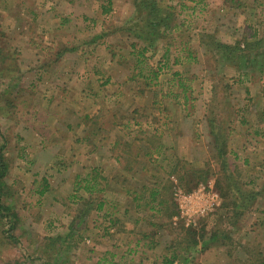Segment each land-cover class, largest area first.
Returning a JSON list of instances; mask_svg holds the SVG:
<instances>
[{
    "label": "rangeland",
    "instance_id": "374dc122",
    "mask_svg": "<svg viewBox=\"0 0 264 264\" xmlns=\"http://www.w3.org/2000/svg\"><path fill=\"white\" fill-rule=\"evenodd\" d=\"M10 1L12 5L2 7L1 3L4 1L0 0V17L7 16L6 13L9 10L7 8H10V13L12 14L5 21L8 32L0 40V47L5 51L7 59L4 63L0 62V70L5 64L11 70L8 72L9 76L0 79L1 90L4 87V81L7 83L9 78L12 79V77L16 78L17 76L19 78L17 82L15 81L17 83L16 90L19 92L29 88L33 77H35V72H29L25 75H21V73L26 68L35 69L37 65L43 62L45 57H48L49 49H45L46 51H43V49L51 41H53L55 52H61L65 48H78L77 51L75 50V54L71 53L72 55L69 54L68 57L63 56L64 58H61L56 63V66L47 64L50 73L43 75L44 78L37 88L30 89L35 95L30 93L29 90L20 91V95L13 100V105L8 109L9 116H0V131L5 134L9 142L7 153L11 168L7 183L11 186L14 194L7 201L19 213L17 226L23 248L26 251H35L32 254L35 260H28L25 264H53L51 261H54L55 257L58 258V263L60 264H164V256L167 255L169 257L171 254L170 241L177 238V232L167 234L166 231H163V236L161 237L152 236L147 231V226L144 222L141 223L142 228L140 226L135 227L132 222H125L126 232L121 231L120 224L106 230L110 225L109 220L114 215L121 218V215L115 212V203L118 202L125 205L129 201L127 196L120 191L112 196L116 202L111 199L113 201L111 202L112 204H107L103 212L98 213L96 210H92L87 215L85 218L86 225L83 230L75 234V237L79 240L82 235H85V238L79 243L74 244L75 238L69 239L66 242L67 244H63H66V248H62L56 255L55 252L58 248L51 247V244L47 243L49 241H45L44 238L67 234L69 221L76 215L80 206V204H76L71 199L74 177L77 172L82 171L83 166L96 164L100 161L96 157L97 155L88 153L90 149L88 145L78 142L82 137L83 116L86 113L92 117L99 116L97 118H101L106 129L114 121L122 122L124 120L122 117L124 118L126 114H131L135 108L137 111L133 115L141 118L147 116L148 120H152L155 126H159L160 123L171 117V120L178 121L174 128V131L178 133V137H166V141L169 142L167 145H173V141H176L178 154L184 161L189 162L191 156L197 153L194 156L199 158L196 164V166H199L198 168L206 170L209 167L212 170L220 169V162L214 159L216 151L214 152V149H212L211 137L207 126L208 122L203 118L208 113L209 106L212 107L213 105L212 87H214V83L218 84L220 90V102L218 104L224 99L227 102L226 106H229V108L224 106V108L229 109V111L226 109L229 112L225 116L226 125L229 124L233 111L238 109H243L245 117L248 119V125L242 127L244 131L240 130L231 139L228 155L230 169L233 171L236 169L241 170L240 178L238 177V179H241L240 182L245 183V188L260 190L261 195L256 202L257 206H254L250 212L247 210L240 216L236 225H230L231 221H227L224 224V228L230 232L235 242H232L233 244L231 245L228 244L226 247L223 246L222 240L211 242L203 252L199 253L198 259L193 264H244L245 254L242 252V247L252 244L254 238L260 239L261 242L264 241L263 234L262 236L256 235V231L260 233V227H263L261 225V222H263L261 220L262 214L259 210H264V190L261 189V185L264 182V136L254 137L253 134L257 127H264V66L255 64L254 73L256 78L249 81L247 76L241 75L245 69L240 67L239 69L241 70L239 72L236 66L230 63L224 64L222 60L218 61V57H212L211 53L205 54V49L200 44L198 33L204 32L203 29L209 26L211 23H209V19L212 16L214 24L207 30L213 32L218 24V27L222 30L219 38L225 42L233 40L232 31H229L231 28L228 24L232 27L234 25L242 27L238 31L237 37L239 39H242L243 35H250L253 32L246 28V25L250 27L258 26L260 28L259 34L261 35L264 33V0H256L259 2L256 16L251 13L253 0H246L241 8H234L229 13L227 12L228 9L222 11L219 8L222 5V0H211V6L214 10L210 8L206 12L198 10L199 8L193 11V5L188 0H160L162 7L167 8L172 5L176 7L179 14L182 13L179 17L181 20L185 19V26H182L181 29L183 36L176 38V46L171 47L169 56H164L163 43H158L156 47L150 48L146 54L149 59L141 66L142 74L140 77H136L138 79L136 83L128 80L132 73V62H122V65L115 64L112 65L111 69H107L104 65L108 75H114L116 80L124 85L121 90L122 93L118 91L117 94V89L114 86H100V82L91 80L92 77L90 78L89 73L88 77L82 78L80 76L92 66L91 64L95 63V58L98 55L103 54L104 50H99L100 45H98L97 50L89 54L96 41L100 42V40H95L92 45H86L81 42L88 41L87 38L91 32L89 30L83 31L77 26V22H72L68 30L58 28L60 23L58 21L59 15L71 14L72 12L75 14L82 12L86 14L94 13L95 5L84 3L82 0H75L76 10V8H69L64 4V7L55 8L58 0ZM59 1L62 2V0ZM115 1V14L112 17L107 16V20L113 24V29L114 26H121L133 14L131 0ZM79 2H83L84 5H80ZM181 2L186 6L185 9H181ZM53 7L55 10L52 9ZM17 10H20L22 14L21 16L19 15L23 20V28L21 26V29L14 28L16 21L15 11ZM210 10L215 11V14L209 15ZM112 26L108 27L111 29ZM46 29L49 32L45 33L44 30ZM78 29H81V32L76 34ZM94 31L100 32L101 26H96ZM104 38L107 41H114L117 48L119 44L127 45V42L131 40L128 34L122 31H116ZM185 43L191 50L199 53H197V61L187 63L183 68L180 64H176L175 60L176 58L180 59L182 54L187 55L186 53H181L180 50L181 47L185 46ZM37 45L38 47H36ZM39 47L43 53L40 52L37 55L40 51ZM84 53H86L85 57L83 56ZM76 54L79 57L82 55V59H79ZM151 67H163L158 78L159 85L154 89L155 92L146 91V93L139 94L137 91L139 88H143L144 79L150 75ZM259 68L262 73L258 72ZM181 70L187 73L186 80L182 81L183 87L180 86L181 82L178 79L172 80L173 77L171 75L172 72ZM1 71L4 73L3 69ZM167 80H171V83L164 84ZM166 92L170 93L169 97L164 96ZM185 94H188L191 99L195 98V101L192 103V101L188 100V104H185L183 99ZM50 97H53L52 103H48L46 100V98L49 99ZM251 98L252 100L249 101ZM115 114L117 117L115 116L114 118ZM154 117H157V120H153ZM142 122V125L147 123L146 120H142ZM68 125H72L74 128L68 130ZM40 133H44L49 140L45 143L46 146L40 144ZM17 137H23L22 141L17 142ZM99 137L101 138L98 143L102 142V146L106 142L109 143L111 141L110 138L106 137L105 132L100 134ZM146 140L132 144V151L139 152L138 164L141 166L146 163V159L143 156L144 151L149 146ZM151 140L152 142L156 141L154 137ZM258 141H261V143ZM29 145L32 148L28 156L25 155L27 159L19 158V146L25 147ZM193 146H196V148H193ZM108 156L113 155L106 154L101 161L106 160L107 158L105 157ZM56 157L57 159L55 160ZM61 158H64L66 163H71L72 161L74 163L72 164L73 166L65 168L63 172L59 173L55 169H57V162ZM32 159L34 163L30 165L28 161ZM248 160L249 164L246 163ZM52 166L56 168L50 169ZM112 168L109 167L111 175L113 177L118 175L119 180L122 181V173L118 169ZM36 172L40 173L37 176L38 179L46 173L50 175L49 182L53 190L46 193L43 197H39V194L34 190V186H32V182L36 177L33 174ZM145 178L146 174H143L133 179L134 186H142ZM173 178V200L177 205L176 188L180 187L185 192L191 191L185 190L176 177ZM211 180L215 181L216 184V176H211L207 181H203L200 184ZM40 184L39 182L36 189L39 188ZM200 184L193 189H196ZM109 195L112 194L110 193ZM220 201L222 202L221 197ZM219 206L213 212L201 218L196 227L200 228L203 223L206 230L209 231L213 226L212 224H214L212 221L213 216L218 213ZM176 216H179V209ZM176 216L172 220L174 226L195 228L185 226L184 221L181 219L175 220ZM128 230L130 231L129 233ZM146 233L150 237L145 239ZM1 235L0 264H5L9 259L21 258L23 252L20 253V250L13 244H7L6 238ZM155 239L162 242V250L150 248L149 245ZM227 248H232L230 256L227 255Z\"/></svg>",
    "mask_w": 264,
    "mask_h": 264
},
{
    "label": "trees",
    "instance_id": "16d2710c",
    "mask_svg": "<svg viewBox=\"0 0 264 264\" xmlns=\"http://www.w3.org/2000/svg\"><path fill=\"white\" fill-rule=\"evenodd\" d=\"M3 1L4 2L1 3L2 7H5L6 5L9 7L12 5L10 0ZM82 1L84 3L95 5L96 9L94 13L86 14L85 12H82L80 14H75L72 12L71 14L67 13L65 15H59L58 21L60 23L58 28L68 30L69 25H71L72 22H77V26L83 29V31L89 30L91 32L87 38L88 41L81 42H84L86 45H92V43H95V40H100V42L96 41L92 51H89V54L97 50L98 45H100L99 50H104L103 54L98 55V57L95 58V63L91 64L92 66L89 69H86L83 75L80 74V76L85 78L86 76L88 77L89 73L90 78L92 77L91 80L100 82V86H114L117 89L116 94L118 91L122 90L124 85L123 83H119L114 75H108V71L104 69V65L107 69H111L112 65H122V62L126 61L132 62V73L128 80L132 83H136L138 80L136 77H140L142 74L141 66L149 59L146 55L149 52V49L156 47L158 43H163L165 51L164 56H169L171 53V47L176 46V38L183 36L181 29L182 26H185V19L181 20L179 17L182 13L179 14L176 7L172 5L167 8L162 7L160 0H131L130 2L133 6V14L121 26H114V29L112 26L113 24L107 20V16L112 17L115 14V0ZM188 1L193 5V11L198 8V10L202 12L209 11L210 8L211 10H214L211 6V0ZM245 1L246 0H222V5L219 8L222 11L228 9L227 12L229 13L230 11L232 12L234 8H241ZM75 2V0H65L64 2L63 0L62 2L58 0L55 4V8H59L64 4L69 8H76L77 10ZM83 2H79V4L84 5ZM257 5H259V2L253 0V6L251 7V13L253 16H256ZM180 7L181 9L186 8L182 2ZM7 9H9L6 13L8 17H0V40L5 37V33L8 32L6 30L5 21L12 15L10 13V8ZM52 9L55 10L54 7ZM211 10L209 15L215 14V11ZM15 13L16 21L14 28L21 29V26L23 28V20L20 17L22 15L21 11L17 10ZM213 20L214 19L211 16L209 19V23L211 22L209 26L203 29L204 32L201 31L198 33V38L200 40V44L205 49V54L211 53L212 57H218L217 60H222L224 64L230 63L238 69L240 67L245 69L241 75L247 76L249 81H252L256 78V74L254 73L255 64L264 66V33L261 35L259 34L260 28L258 26L255 27L254 25L253 27H250L246 25V28H249L253 32L250 33V35L245 34L242 39H239L237 37L238 31H240V28L242 27H238L237 25L232 27L228 24L231 28L229 31H232L231 36L233 37V40L231 42H225L223 39L219 38L222 30L218 27V24L213 32H209L207 30L212 26V24H214ZM99 25L101 26V31H94L96 26ZM108 26H112V28L110 29ZM81 29H78V33L76 32V34H79ZM116 31H122L123 33L128 34L131 40L127 42V45L118 43L119 46L117 48L114 41L105 40L104 37H107ZM44 32L47 33L49 30L47 31L46 29ZM36 47H38V45ZM47 48L49 49V54L48 57L43 59V62L37 65L35 69L30 67L22 71L21 75H25L26 73L33 71L35 72V77H33L29 88L23 90H29L30 93H33L30 89L37 88L41 80L44 78L43 75L50 73L47 68V64H53V66H56V63L61 58H64L65 56L68 57L71 53L75 54L78 50V48H65L61 52H55L53 48V41H51L49 45H46L43 51H46L45 49ZM180 50L181 53H186L187 55L182 54L180 59L176 58L175 63L180 64L183 68L187 63L198 60L197 53L199 52L191 50L190 47L186 46V43L185 46L180 48ZM40 52L43 53L40 49L37 55H39ZM77 56L79 59H82L83 56H86V53H84L83 56ZM39 60L42 61L40 58ZM6 61V53L2 47H0V62L4 63ZM2 69L4 73H2ZM1 70L0 79L5 76H9L8 72L11 71L6 64L1 67ZM162 70L163 67H151L149 72L150 75L144 79L145 82L143 83V88H139L137 92L139 94L146 93V91L155 92L154 89L159 85L158 78ZM240 70L241 69H239V72ZM258 72L262 73L260 68L258 69ZM186 74L187 73L184 70L174 71L171 74L173 77L172 80L178 79V81L181 82L180 86L183 87L184 84L182 81L186 80ZM18 78L19 76L16 78L12 77V79L9 78L7 83L4 81V87L2 90L0 87L1 117L9 116L8 109H10L11 105H13V100L20 95V91H23L20 90L18 92L16 90L17 83H15V81L17 82ZM170 83L171 80L164 82V84ZM212 92L213 105L212 107L209 106L208 113L203 118H205L208 122L207 126L211 137L212 149H214V152L216 151V153H214V159L220 162L221 167L217 170H212L211 167H207V170L198 168L199 166H196V164L198 163L199 158L198 156H194L197 155V153L191 156L189 162L184 161L178 154L176 141H173V145H167L169 142L166 141V137L170 136V138H176L178 135V133L174 131L178 121L171 120V117H168V119L160 123L159 126H155L153 124L154 122L152 123V120H148L147 116L141 118L133 115L137 111L135 108L131 114L129 113L128 115L126 114L124 118L122 117V119H124L122 122L114 121L113 123H110V126L106 129L101 121V118H97L99 116L92 117L88 113L83 116L82 137L78 142L88 145L90 147L88 153L91 155H97L96 157L99 158L100 161L96 164L83 166L82 171L77 172L74 177L71 199L76 204H80V206L78 207L79 209H77L76 215L69 221L67 234L63 236L57 235L56 237L44 238L45 241H49L47 243H50L51 247L58 248L55 252L56 255L62 250V248H66L65 245L69 239L75 238L74 244H76L85 238V235H82L79 240L75 237V234L83 230L86 225L85 218L87 215H89L92 210H96L98 213L103 212L107 204H112L111 202L113 201H111V199L115 201V198L112 197L113 194L115 195L119 191L127 196L129 201L125 205L115 201V212L119 213L121 218L114 215L109 220L110 225L106 228V230L120 224L121 231L126 232L127 229L125 227V222H132L135 227L140 226L141 228V223L144 222L147 226V231H149L152 236L161 237L163 236V231H166L167 234L177 232V238L170 241L172 248L170 252L171 254L169 257L167 255L164 256V264H193L198 259L199 253L203 252L211 242L222 240L224 247L235 242L231 237L230 232L224 228V224L227 221H231L230 225H236L237 219L240 216L247 212V210L250 212L254 206H257L256 202L261 195V192L260 190L256 191L247 187L245 188V183H241V179H238V177L240 178L241 170L236 169L233 171L229 166L228 155L230 152L229 145L231 139L235 137L234 134L240 132V130L244 131L242 130V127L248 125V119L244 114L245 111L243 109L233 111L229 124L226 125L227 120H225V116L229 113V109H227L229 106H226L227 102H225L224 99L221 101V103L224 102L223 104H218L220 102V90L217 83H214ZM120 93H122V91ZM33 95L35 94L33 93ZM164 96L169 97L170 93L166 92ZM11 97H13V99H11ZM52 99L53 97H50L49 99L46 98L48 103H52ZM183 99L185 104H188V100L192 101V103L195 101V98L191 99L188 94H185ZM250 100H252V98L249 99V101ZM224 106L227 108H224ZM115 116L116 114L113 117L115 118ZM142 120H146V125H142ZM153 120H157V117H154ZM67 127L68 130H72V128H74L72 125H68ZM104 132L106 133V137L110 138L111 141L109 143L106 142L105 145L102 146V142L98 143V141L101 138L99 137L100 134ZM40 134L41 135L38 134L40 136V144H42V146H46L45 143L49 140L44 133ZM253 134L254 137L264 136V127H257ZM153 137L156 141L152 142L151 138ZM17 138V142H20L23 139V137ZM0 139V234L4 235L7 244H13L18 250H20V253L23 252L21 258L9 259L10 261H6L5 264H25L28 260H35L32 255L35 251H26L23 248L21 235L18 233L19 228L17 226L19 213L15 211L11 203H8L7 201V199L14 196L11 186L7 183V177L11 168L8 159L9 155L7 153L9 149V142L5 137V134L1 131ZM141 140H146L149 144L148 148L143 153V156L146 159V163L143 166L138 164V157H140L139 152L132 151V144ZM258 142L261 143V141ZM31 148V145L25 147L19 146L18 157L27 159L25 155L28 156ZM193 148H196V146H193ZM106 154H112L113 156L105 157L107 159L101 161ZM56 159L57 157L55 160ZM28 162L32 165L34 160L32 159ZM73 163L74 161L66 163L64 158H61L58 160L57 169L55 170L59 173L63 172V169L73 166ZM246 163L249 164V160L246 161ZM109 167H113L112 169H118V171L122 173V181L119 180L118 175L115 177L111 175ZM52 168L56 167H50V169ZM39 174V172L33 174V176L36 177L32 182V186H34V190L39 194V197H43L46 193L53 190V188L49 182L50 175L46 173L38 179L37 176H39ZM143 174H146L143 185L140 187L134 186L133 179ZM211 176H216V186L222 199L218 213L213 216L212 221L214 224H212V228L207 231L204 226L205 224L203 223L200 228H184L183 226H174L172 220L173 217L178 214V207L173 200V177H176L185 190L192 191L195 186L203 181H207V179ZM39 182L41 184L39 188L36 189ZM261 189L264 190V182L261 185ZM108 191H110L112 195H109L110 193H108ZM39 201H41V199H39ZM259 212L262 214L261 220L263 222H261V225L263 227H260V223L257 224L260 227V233L256 231V235L262 236L263 234L264 240V210H259ZM85 230L87 229L85 228ZM129 232L130 231L128 230V233ZM147 237H150V235L146 233L144 238L146 239ZM154 242L152 243L153 246L152 244L149 245L150 248H158V250L163 249L162 242L157 239H155ZM64 243L66 244L63 245ZM68 246L70 245L68 244ZM242 249V252L245 254V258L243 260L244 264H264V241L261 242L260 239L254 238L252 244L243 246ZM226 252L227 255L230 256V254H232V248H227ZM51 262H53V264H60L58 263L59 260L57 257H55L54 261Z\"/></svg>",
    "mask_w": 264,
    "mask_h": 264
},
{
    "label": "built area",
    "instance_id": "2783aa9c",
    "mask_svg": "<svg viewBox=\"0 0 264 264\" xmlns=\"http://www.w3.org/2000/svg\"><path fill=\"white\" fill-rule=\"evenodd\" d=\"M175 197L179 216L174 219L183 220L187 227H196L198 221L213 212L221 202L213 180L200 184L191 192L176 188Z\"/></svg>",
    "mask_w": 264,
    "mask_h": 264
}]
</instances>
